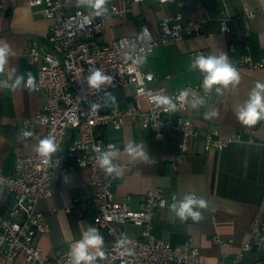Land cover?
Returning a JSON list of instances; mask_svg holds the SVG:
<instances>
[{"label":"crops","instance_id":"obj_1","mask_svg":"<svg viewBox=\"0 0 264 264\" xmlns=\"http://www.w3.org/2000/svg\"><path fill=\"white\" fill-rule=\"evenodd\" d=\"M179 1L122 3L121 0H107L106 8L110 3H116L119 7L125 5L128 10L122 15L108 17L97 36L102 42H110L121 35L135 33L142 24L154 31L162 16L177 12H181L183 20L207 16L200 33L179 38L143 56L142 70L154 74L147 86L163 87L167 91L184 84L203 87V78L191 68L189 50L207 48L214 55L223 52L231 63L244 53L242 43L246 41L249 55L254 61L262 62V66L238 70L241 79L235 89H222L219 93L213 89L198 107L192 108V100H188L184 109H176L168 115L172 119L177 115L190 118L202 133L237 134L239 140L228 143L218 152H211L204 149L200 138H195L182 153L178 129L171 128L161 138H156L151 130L141 128L129 118H125L119 129L105 126L104 137L118 146L115 164L118 171L113 184L116 199L126 200L131 208L136 209L147 191L159 190L167 197L175 193L183 200L184 192H189L208 201L206 209H199L203 218L198 222L190 218L181 221L170 207H160L155 210L150 230L156 238L173 245L188 241L199 248L204 264H214L218 259L231 261L240 244L250 239L254 220L264 222V120L254 126H244L235 115L236 108L248 99L255 83H264V13L258 9L264 0H198L200 7L179 5ZM0 4V41L6 42L14 53L9 55L3 72H0V80L6 79L13 84L16 76L24 75L26 81L28 72L35 78L41 62H30L23 49L28 44L48 49L45 35L52 20L43 15L40 6H29L27 0H0ZM77 4L78 0H67V10L83 8L92 15L93 10L87 4L79 7ZM246 9L254 10V15L248 17ZM219 16L226 17L232 34L221 30ZM230 43L235 44V52L229 50ZM133 95V85L109 90L105 93L106 106L130 107ZM43 100L44 92L22 86L0 91V168L4 173L11 172L16 156L35 150L36 132L42 130V126L34 122L24 128V131L33 133L27 138H21L20 130L23 119L38 112ZM139 103L144 106V99L139 98ZM213 111H218L219 115L207 119L205 114ZM129 142L144 144V150L153 162L145 163L126 153L124 148ZM88 176L87 168H69L68 178L55 184L48 198L37 202V209L46 214L44 221L48 227L47 232L35 234V242L44 255L52 257L59 251L69 253L71 246L89 227H93L88 220L69 216L64 210L73 198L78 200L75 208L88 202ZM12 204L9 193L1 187L0 214H6ZM121 227L128 235L139 236L141 233L139 225L127 222ZM96 230L103 237L104 245V231ZM214 236L231 240V243L220 246L214 242ZM89 253L95 255V250L89 249ZM243 261L264 264V249L245 252ZM11 263L28 264L20 256Z\"/></svg>","mask_w":264,"mask_h":264},{"label":"built area","instance_id":"obj_2","mask_svg":"<svg viewBox=\"0 0 264 264\" xmlns=\"http://www.w3.org/2000/svg\"><path fill=\"white\" fill-rule=\"evenodd\" d=\"M121 1L141 3L142 0ZM155 1L165 3L172 0ZM27 3L29 6H40L43 15L52 22L45 35L48 49L33 44L23 49V54L30 62H41L36 71L35 91L44 92L45 100L38 112L23 119L20 133L36 122L43 128L36 132V147L41 139L50 136L57 144V151L51 154L48 164H44V158L34 150L27 155L16 156L10 173H4L0 168V188H5L13 200L7 213L0 214V264H12L19 256L28 264H69L67 252L59 251L52 257L44 255L35 242V234L47 232L48 229L44 221L46 214L37 209V202L48 198L53 186L68 178L71 167L88 169L86 185L90 194L88 202L79 208H75L78 200L73 198L64 210L69 216L86 219L94 228L104 231L106 241L101 251L105 255L103 259L97 257L96 264H204L199 248L188 241L173 245L151 233L155 210L170 207L181 198L175 193L167 197L159 190H149L139 203L140 206L131 208L126 200L115 198V172L111 175L102 172L95 150L108 151L109 144L118 150L115 142L105 139L104 128L111 125L119 129L125 118L137 122L141 128L151 130L156 138H161L171 128L178 129L182 153L188 150L190 140L195 138H200L204 149L211 152H218L228 143L239 140L237 134L220 136L214 131L202 133L186 116L169 118L171 111H165L166 106L152 102L151 96H169L177 110H182L188 101L181 104L176 100L181 90H192L188 100H192L193 95L197 99L207 98L208 92L198 84H184L173 91L149 87L147 83L154 79V74L141 68L145 54L184 36L200 33L207 16L183 20L181 12L164 15L154 31L142 24L133 34L102 42L97 36L99 28L108 17L124 14L128 10L125 5L119 7L116 3H110L105 15L94 16L83 8L67 10V0H27ZM178 4L201 6L198 0H181ZM258 9L264 13V4ZM253 11L246 9L245 13L252 17ZM218 19L221 30L232 34L233 31L226 24V17L219 16ZM145 28L148 32L142 34ZM242 49L244 53L231 61L237 70L262 66V62L254 61L249 55L246 41L242 43ZM229 50L236 51L234 43L229 44ZM187 53L191 64L198 55H214L207 48L189 50ZM97 69L113 80L111 84H102L99 89H89L87 77ZM199 75L203 78V74L199 72ZM12 85L6 79L0 80V91L13 88ZM129 85L134 86L133 104L130 107L106 106L107 91ZM139 98L144 99V106L139 103ZM94 103L102 106L93 111L91 105ZM113 164H116V158ZM187 194L191 193L184 192L182 199ZM127 222L141 227L139 236L128 235L123 231L121 225ZM213 240L220 246L231 243V240L218 236H214ZM253 249H264L263 221L254 220L250 239L240 244L231 261L218 259L214 264H246L243 261L244 254Z\"/></svg>","mask_w":264,"mask_h":264},{"label":"clouds","instance_id":"obj_3","mask_svg":"<svg viewBox=\"0 0 264 264\" xmlns=\"http://www.w3.org/2000/svg\"><path fill=\"white\" fill-rule=\"evenodd\" d=\"M107 0H78L77 7L80 4H87L93 11L94 16H103L107 13L105 7ZM148 30L145 28L142 34H147ZM9 55H14L11 47L4 41H0V72H3L5 65L7 64ZM191 68L198 69L203 74V88L205 92H210L213 89L219 93L222 89H235L240 82L241 76L239 71L230 63L228 56L221 52L220 55H198L192 61ZM27 80L25 81L24 75L16 76L12 85L13 88L23 85L29 90H35V78L31 72L25 74ZM113 78L105 75L99 69L92 72L87 77L89 89H99L102 84H111ZM191 89H183L179 92L176 100L181 104L188 101L189 93ZM115 99V98H113ZM151 101L160 106H166L165 111H176L177 106L173 103L172 98L166 95L157 94L150 97ZM202 99H197L193 95L191 101V107L196 108L203 104ZM102 105L94 103L91 105L92 110H98ZM219 115L218 111L206 113L207 119H212ZM237 120L244 126H254L258 121L264 120V83L257 82L249 93L248 99L243 103L241 107H237L235 110ZM33 135L30 131H24L21 134V138L31 137ZM35 151L43 157V163L48 164L51 154L57 151V144L52 137H45L39 141ZM97 151L98 166L102 172L106 175H111L113 172H117V165L113 164V159L118 155L115 146L109 144L108 151ZM124 151L132 156L134 159L138 158L145 163L153 162L149 159V153L144 150V144H136L129 142ZM67 179V177H65ZM208 207V201L204 198H196L194 194L185 195L184 199L178 202H174L170 208L180 218L181 221H187L189 218L193 222L200 221L203 216L199 209H206ZM103 237L98 234V231L89 227L83 234L82 238L71 246L68 253L69 264H96L97 257L104 258V252L101 251L103 246ZM89 249L95 250V255L89 253Z\"/></svg>","mask_w":264,"mask_h":264}]
</instances>
